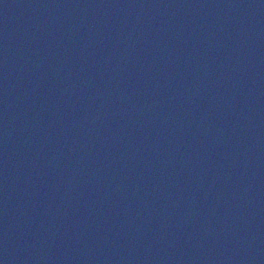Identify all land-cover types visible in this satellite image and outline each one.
<instances>
[{"label": "water", "instance_id": "1", "mask_svg": "<svg viewBox=\"0 0 264 264\" xmlns=\"http://www.w3.org/2000/svg\"><path fill=\"white\" fill-rule=\"evenodd\" d=\"M0 264H264V0H0Z\"/></svg>", "mask_w": 264, "mask_h": 264}]
</instances>
